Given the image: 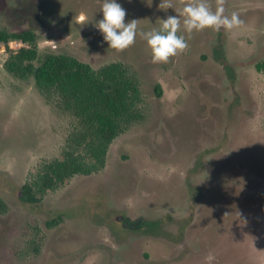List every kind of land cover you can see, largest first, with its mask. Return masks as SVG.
Returning <instances> with one entry per match:
<instances>
[{"label":"rangeland","instance_id":"obj_1","mask_svg":"<svg viewBox=\"0 0 264 264\" xmlns=\"http://www.w3.org/2000/svg\"><path fill=\"white\" fill-rule=\"evenodd\" d=\"M117 2L138 33L179 16L188 47L167 63H153L139 35L108 48L94 26L103 0H0V28H32L41 53L124 64L143 113L94 172L22 199L39 164L61 157L71 119L31 77L3 68L27 44H0V264H264V0H223L224 15L243 21L224 41L212 28L184 31L182 9L194 0ZM207 3L215 12L218 0ZM137 219L147 226L134 230Z\"/></svg>","mask_w":264,"mask_h":264},{"label":"trees","instance_id":"obj_2","mask_svg":"<svg viewBox=\"0 0 264 264\" xmlns=\"http://www.w3.org/2000/svg\"><path fill=\"white\" fill-rule=\"evenodd\" d=\"M220 31L224 41L225 30ZM11 39L27 46L10 51L3 68L19 79L31 77L45 100L71 119L61 157L41 162L34 177L19 187V196L32 202L38 201L37 193L54 189L74 174L92 173L102 166L110 141L143 118L139 107L142 95L137 76L120 62L92 68L67 54L41 53L32 28L16 31L0 28V44ZM222 53L221 45L215 47L217 60L225 65L227 61ZM261 64L256 63L257 69H261ZM155 92L159 94L160 90ZM142 222L140 226L146 227L148 222ZM135 223L134 230L140 227L139 219Z\"/></svg>","mask_w":264,"mask_h":264},{"label":"clouds","instance_id":"obj_3","mask_svg":"<svg viewBox=\"0 0 264 264\" xmlns=\"http://www.w3.org/2000/svg\"><path fill=\"white\" fill-rule=\"evenodd\" d=\"M168 7H172L171 4ZM101 11L102 18L94 26L102 34L103 41L108 43V48L126 49L139 35L151 49L152 62L167 63L170 57L188 47L184 35L177 34L181 27L179 16H168L161 20L158 30L138 33L137 20L125 22L126 10L117 0H103ZM182 15L183 29L188 34L205 28H212L215 31L221 28L231 30L243 24L237 12H232L230 16L224 15L223 0H218L215 12L210 9L207 0H194L183 6ZM80 19L83 20V16Z\"/></svg>","mask_w":264,"mask_h":264},{"label":"flooded vegetation","instance_id":"obj_4","mask_svg":"<svg viewBox=\"0 0 264 264\" xmlns=\"http://www.w3.org/2000/svg\"><path fill=\"white\" fill-rule=\"evenodd\" d=\"M217 32H218V34L220 35V39H219V41H221L222 33H221L220 30L217 31ZM217 32H216V34H217ZM219 41H218V42H219ZM218 42H216V43H218ZM216 43H214V44H216ZM221 56L224 57V58H227L224 52L221 54ZM220 64H221V63H220ZM230 69H231V68H230ZM232 70H234V69H232ZM229 129H230V127L228 128V130H229ZM223 133H224V130H223ZM224 134H225V133H224Z\"/></svg>","mask_w":264,"mask_h":264}]
</instances>
